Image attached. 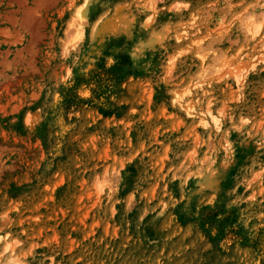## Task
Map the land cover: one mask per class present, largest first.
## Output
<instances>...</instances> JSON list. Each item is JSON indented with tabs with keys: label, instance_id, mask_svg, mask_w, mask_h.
<instances>
[{
	"label": "rangeland",
	"instance_id": "1",
	"mask_svg": "<svg viewBox=\"0 0 264 264\" xmlns=\"http://www.w3.org/2000/svg\"><path fill=\"white\" fill-rule=\"evenodd\" d=\"M137 1L100 0L68 49L82 0H0V236L27 264H264V63L186 95L196 113L226 107L221 133L172 101L201 69L187 42L210 64L237 55L264 0H156L149 29ZM122 4L131 36L89 48L93 22ZM205 159L218 182L199 191Z\"/></svg>",
	"mask_w": 264,
	"mask_h": 264
},
{
	"label": "bare ground",
	"instance_id": "2",
	"mask_svg": "<svg viewBox=\"0 0 264 264\" xmlns=\"http://www.w3.org/2000/svg\"><path fill=\"white\" fill-rule=\"evenodd\" d=\"M99 1L100 0H82V2L76 7L75 16H73V20L68 25L69 31L67 30L72 37V40L67 43L68 45H65L68 49L74 48V46L84 38V30L86 27L85 23L90 21L91 10L99 3ZM155 1L156 0L137 1V7H139L143 15H146L142 22V25H146V27H143L144 29H149L152 27L153 23L150 24L148 22V17L153 16L156 4ZM257 9L261 10V16H263V18L261 17L262 20H260L259 22L262 23L264 21V5L257 6L256 10ZM137 12L138 11H136L135 13ZM136 20V15H134L130 11L127 12L123 4L118 5L111 13L105 12L93 22L91 32L89 33V48H93V46L100 44L106 36L114 37L118 36L120 33H123L126 37H130L131 30ZM246 21L244 25V31L246 33V44L241 45L237 55L223 53L222 55H219V57H213V64L207 63L209 61V51L203 50L204 48L201 49V46L197 47V44L199 42L198 39H196L195 42H193L194 40H191L192 44L187 42L189 46L196 45L194 53L197 60L199 61L201 69L197 74L195 80L192 82L190 81L191 83L188 84V86L184 87L183 89H175L172 91V101L175 105L182 109L187 116L193 117L201 126L209 127L211 125L215 130L218 127L219 132L216 131L217 133L222 132V118L226 114V107H221V109H218V111H216V113L214 114L212 112L211 106L209 107L211 103H208L199 113H196L194 110V104L190 100L185 101V98L186 95H189L193 89L201 88L204 84L209 86L212 81H215L216 83H220L222 81H232L237 86H240L245 81L250 71L255 70L258 65L264 63V39L259 36L260 29L257 26V23L259 22H254L251 16H248ZM262 24L264 25V22ZM191 25L193 26V24ZM191 25L190 27H192ZM175 39L176 42H184L185 40L183 38V33H178V31ZM157 40L159 41V35L154 34L153 38L148 41L147 45H152ZM160 43L161 41L158 42V44ZM251 43H253L252 46L248 48L249 44ZM188 49L189 47L187 48V51ZM86 55L87 52L82 54L81 58L84 59ZM243 55L247 58L243 59ZM171 59L172 57L170 58V61L173 62V60ZM170 69V66H166L165 73L168 74L171 71ZM208 73L210 74L209 78L206 77ZM204 87L205 86H203V88ZM209 112L211 113V115H206V113ZM221 112L223 114H221ZM213 118H216L220 121L219 125H217L213 121ZM232 121L233 119L230 118V122ZM227 139L224 138L223 140H220L218 142V145L221 147V149L225 151L229 146ZM213 163L214 161H211V163L207 165V160L205 159L199 164V168L195 170V185L198 187L199 191L213 190L216 188L218 179L217 172ZM106 178L107 177L104 175L103 178L99 180L97 179L95 186L98 193L103 192V190L109 186L110 183ZM188 180L189 175L184 178L183 183H186ZM19 244L20 242L16 239L14 240V238L12 239L9 234L0 236V264H27L16 254L17 246Z\"/></svg>",
	"mask_w": 264,
	"mask_h": 264
},
{
	"label": "clouds",
	"instance_id": "3",
	"mask_svg": "<svg viewBox=\"0 0 264 264\" xmlns=\"http://www.w3.org/2000/svg\"><path fill=\"white\" fill-rule=\"evenodd\" d=\"M160 2L162 3L163 0H160ZM188 7H189V5H188L187 3L174 2V3H172L171 6L168 8V11H169V12H180L181 9H187ZM154 15H155V12L153 13V16H154ZM153 16H149V17H148V22H149L150 24L155 23V20H154ZM142 27H146V25H142ZM168 28H169V25L165 24V25L162 27V33H167V32H168ZM210 106H211V105H209V107H210ZM221 114H223V113L221 112ZM206 115H211V113H210V112H209V113H206ZM213 121H214L217 125H219V123H220V121H219L218 119H216V118H213ZM245 123H247V121H246V120H242V121H241V126H242L243 124H245ZM237 130H239V128H237ZM216 131L219 132V128H218V127H217Z\"/></svg>",
	"mask_w": 264,
	"mask_h": 264
}]
</instances>
